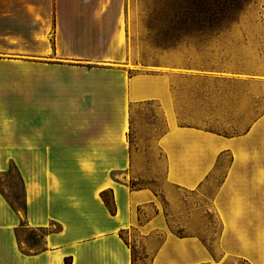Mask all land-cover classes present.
I'll list each match as a JSON object with an SVG mask.
<instances>
[{
    "label": "crops",
    "instance_id": "obj_1",
    "mask_svg": "<svg viewBox=\"0 0 264 264\" xmlns=\"http://www.w3.org/2000/svg\"><path fill=\"white\" fill-rule=\"evenodd\" d=\"M107 13H94L96 26ZM122 25L120 11L109 35ZM176 34L140 67L120 44L122 56L90 68L0 58V175L15 167L24 189L22 210L0 190V264H264L260 32ZM19 38L2 37L11 53L22 52ZM146 104L159 129L135 145L133 111ZM156 176L162 189L135 184ZM184 192L215 214L211 242L176 232L202 220L183 212ZM23 230L42 233V248L27 247Z\"/></svg>",
    "mask_w": 264,
    "mask_h": 264
},
{
    "label": "rangeland",
    "instance_id": "obj_2",
    "mask_svg": "<svg viewBox=\"0 0 264 264\" xmlns=\"http://www.w3.org/2000/svg\"><path fill=\"white\" fill-rule=\"evenodd\" d=\"M93 1L94 4H80V0H1L0 58L20 56L23 61L57 64L85 61L90 62L84 64L90 68L102 66L95 63H106L122 56L123 53L114 46L120 44L130 68L140 67L157 63L159 46L174 43L178 39L176 31L208 30L197 24L199 17L193 4L198 0H114L113 4V0H102L103 4H98L101 0ZM101 9L108 10V13L102 19L104 23L96 26L92 21L93 15ZM120 11L123 12L121 36H110ZM98 29L102 31L101 37L92 31ZM222 29L260 32V36L252 40L258 48L256 61L264 68V0H248L237 21ZM14 35L20 37L17 45L22 46L21 53H11L3 42L2 37ZM35 36L43 37L46 43L38 42ZM44 45L49 48L48 54L44 53ZM133 129L132 142L135 145L156 135L159 124L154 105L134 108ZM148 181L159 189L164 187L163 178L159 176L136 181L135 184H147ZM0 190L15 207L23 209L24 189L15 167L0 175ZM181 206L183 212L189 214L199 209L203 213L202 220L190 223L188 228L174 224L176 232H199L211 242L219 227L215 214L207 209V200L184 192ZM20 237L27 247L42 248V233L23 230ZM130 243L134 248V258L140 257V249L134 247L131 239Z\"/></svg>",
    "mask_w": 264,
    "mask_h": 264
},
{
    "label": "trees",
    "instance_id": "obj_3",
    "mask_svg": "<svg viewBox=\"0 0 264 264\" xmlns=\"http://www.w3.org/2000/svg\"><path fill=\"white\" fill-rule=\"evenodd\" d=\"M248 0H198L193 4L198 16L197 24L208 30H220L222 27L237 21ZM204 17H206L204 19ZM108 206L111 205L106 201ZM66 264H69L66 260Z\"/></svg>",
    "mask_w": 264,
    "mask_h": 264
}]
</instances>
